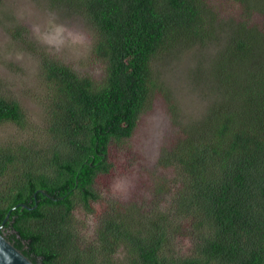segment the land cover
<instances>
[{"label":"trees","instance_id":"16d2710c","mask_svg":"<svg viewBox=\"0 0 264 264\" xmlns=\"http://www.w3.org/2000/svg\"><path fill=\"white\" fill-rule=\"evenodd\" d=\"M45 1L84 16L102 72L92 78L37 52L46 137L0 144L4 236L35 264H264V0ZM10 34L24 36L20 26ZM196 46L213 48L198 67L212 84L203 109L161 150L172 173L156 186L174 185L170 206L107 200L89 230L74 209L91 212L96 181L114 175V148L126 147L161 86L159 60ZM27 118L0 94V122L24 128ZM181 220L194 241L189 255L172 242Z\"/></svg>","mask_w":264,"mask_h":264},{"label":"rangeland","instance_id":"374dc122","mask_svg":"<svg viewBox=\"0 0 264 264\" xmlns=\"http://www.w3.org/2000/svg\"><path fill=\"white\" fill-rule=\"evenodd\" d=\"M221 3L222 0L216 5L220 6ZM53 15L59 22L86 34L87 41L76 50V55L53 54L33 37L32 25L43 23ZM17 26L22 27L24 35L20 39L10 34V30ZM91 31L84 16L70 8H53L45 0H0V94L18 101L28 117L24 128L12 122H0V144L33 142L39 145L46 137L44 103L47 98L38 76L37 52L55 56L80 74L99 78L102 66L92 57ZM24 38L32 42L36 52L23 46ZM212 51V46L176 49L159 60L156 78L161 86L152 91L151 101L139 116L132 136L125 143L126 147L114 148L118 152L114 175L96 181L94 188L100 193V198L91 202L92 211L86 213L81 206L75 207L74 217L80 220V224L90 230L107 200L119 201L124 205L132 202L148 210H165L170 206L174 185L169 184L166 189L158 190L156 182L171 177L172 168L162 167L159 157L161 150L179 132L178 125H183L182 122L203 109V90L212 84V79L209 72L204 73L198 67L208 64ZM172 104L179 107V117L176 116L175 120ZM5 180L2 179V182ZM117 181L123 182L124 190L114 188ZM189 226L187 220H181L172 239L174 250L180 255H189L194 250Z\"/></svg>","mask_w":264,"mask_h":264},{"label":"clouds","instance_id":"9594fccd","mask_svg":"<svg viewBox=\"0 0 264 264\" xmlns=\"http://www.w3.org/2000/svg\"><path fill=\"white\" fill-rule=\"evenodd\" d=\"M32 35L37 42L53 54L66 53L69 56L76 55V50L87 41L83 31L59 22L54 15L43 23H34ZM114 188L122 191L125 189V185L122 181H117Z\"/></svg>","mask_w":264,"mask_h":264},{"label":"water","instance_id":"95a60500","mask_svg":"<svg viewBox=\"0 0 264 264\" xmlns=\"http://www.w3.org/2000/svg\"><path fill=\"white\" fill-rule=\"evenodd\" d=\"M6 218L3 220L2 224ZM0 225V229L2 227ZM0 264H35L0 231Z\"/></svg>","mask_w":264,"mask_h":264}]
</instances>
